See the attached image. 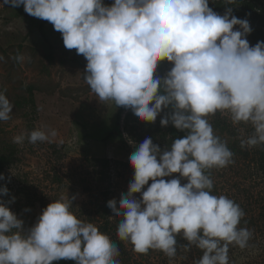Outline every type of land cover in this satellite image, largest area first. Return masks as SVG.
Returning <instances> with one entry per match:
<instances>
[{"label": "clouds", "instance_id": "1", "mask_svg": "<svg viewBox=\"0 0 264 264\" xmlns=\"http://www.w3.org/2000/svg\"><path fill=\"white\" fill-rule=\"evenodd\" d=\"M223 2L236 5V0ZM5 3L23 5L27 14L48 21L66 49L83 55V78L99 102L111 101L144 122L160 116L161 126L172 124L185 133L163 150L151 137L138 146L130 141L132 179L118 203L107 202L119 218V240L138 254L160 250L173 258L180 236L188 242L186 249L202 250L194 264H229V245L248 247L253 232L238 227L245 215L240 205L212 194L208 170L234 163V153L208 117L219 112L233 125H251L241 148L264 146V41L250 46L249 20L237 18L230 6L219 14L209 0ZM11 59L22 62L24 56L18 52ZM165 60L172 66L161 76L158 62ZM13 107L0 90V121L11 118ZM56 137L55 129L34 128L15 135L13 143H51ZM8 192L0 186V264H120L118 245L74 214V195L53 200L26 228L8 206L15 197L2 199Z\"/></svg>", "mask_w": 264, "mask_h": 264}, {"label": "rangeland", "instance_id": "2", "mask_svg": "<svg viewBox=\"0 0 264 264\" xmlns=\"http://www.w3.org/2000/svg\"><path fill=\"white\" fill-rule=\"evenodd\" d=\"M219 1L209 0V6ZM103 2L110 5L113 0ZM41 24L47 39L40 32ZM247 39L250 46L255 45L250 35ZM18 52L24 56L22 62L11 59ZM0 56L4 57L0 60V90L14 106L11 118L0 121V156L7 158L1 172L5 179L0 182L9 190L2 199L7 202L15 197L8 206L24 226L34 224L53 200L74 195L72 211L118 245L120 264H194L202 256L194 246L182 249L176 259L160 250L134 252L133 245L117 237L119 218L107 207L110 199L119 202L132 179L129 156L135 148L130 141L138 146L151 137L162 150L168 147L167 126H161L160 116L148 131L145 122L130 111L124 124L127 141L105 139L118 107L111 101L99 102L90 90L83 78L86 59L64 47L61 33L51 23L5 0H0ZM171 66L165 62L163 75ZM208 119L234 153V163L210 170L212 194L239 204L245 215L238 227L253 232L248 247L229 245V264H264V146L241 148L240 139L253 131L249 124L233 125L219 112ZM34 128L55 129L57 137L51 143H13L15 135Z\"/></svg>", "mask_w": 264, "mask_h": 264}, {"label": "trees", "instance_id": "3", "mask_svg": "<svg viewBox=\"0 0 264 264\" xmlns=\"http://www.w3.org/2000/svg\"><path fill=\"white\" fill-rule=\"evenodd\" d=\"M232 7L233 13L236 14L238 18H246L250 22V26L253 31L249 34L255 44L258 41H264V0H236V5H225L223 0L212 4L210 7L219 14H223L226 7ZM40 32L47 39L45 32L43 31V24L40 25ZM165 61L158 62L157 74L163 76ZM31 89V87L29 88ZM131 110H126L123 107H118L114 121L110 129L106 132L105 139H118L120 141H127L128 136L124 128L125 121ZM152 122H145V125L149 127L148 131H151ZM185 135L184 132L176 129L172 124L167 125V145L170 146L171 142L175 138H182ZM7 164V158L5 156H0V173ZM210 174V170H208ZM1 186V182H0ZM177 254H182V249L186 250L184 247L188 242L182 237L177 236ZM198 249V248H197ZM189 250V249H187ZM199 255H202V250L198 249ZM176 257V256H175ZM173 259H176V258ZM185 259V258H184ZM52 264H75L72 260H59L53 261ZM191 264V263H184Z\"/></svg>", "mask_w": 264, "mask_h": 264}]
</instances>
